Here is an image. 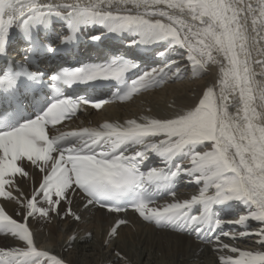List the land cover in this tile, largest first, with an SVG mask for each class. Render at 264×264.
Instances as JSON below:
<instances>
[{
  "label": "snow or ice",
  "instance_id": "obj_1",
  "mask_svg": "<svg viewBox=\"0 0 264 264\" xmlns=\"http://www.w3.org/2000/svg\"><path fill=\"white\" fill-rule=\"evenodd\" d=\"M97 26L127 37L125 50L99 63L73 61L71 49ZM13 36L22 45L20 59L8 55ZM103 37L101 31L89 40ZM253 51L264 56V0L255 7L244 0H0V233L20 244L0 247V264H73L41 249L29 220L70 218L77 228L67 234L69 250L95 240L94 230L79 229L93 210L115 214L99 233L109 258L97 264H131L116 243L128 223L119 214L129 208L144 222L236 254L215 264H264V83L255 79L264 71H252ZM212 66L217 77L198 102L172 104L168 115L57 127L88 106L109 103L78 92L116 82L113 98L129 101L166 79L203 75ZM23 180L32 181L30 195L19 187ZM180 180L198 191L177 199ZM163 196L171 200L157 203ZM77 197L83 212L75 208ZM6 203L16 205L15 216ZM251 236L260 250L223 240Z\"/></svg>",
  "mask_w": 264,
  "mask_h": 264
},
{
  "label": "bare ground",
  "instance_id": "obj_2",
  "mask_svg": "<svg viewBox=\"0 0 264 264\" xmlns=\"http://www.w3.org/2000/svg\"><path fill=\"white\" fill-rule=\"evenodd\" d=\"M55 2L61 3L63 0H55ZM244 3H252L255 7L258 6L259 0H244ZM250 22L251 17H249V25ZM96 34H98L97 31ZM13 37L11 44L18 41V39L15 40ZM173 58L176 59L178 57L173 53ZM262 59H264V56H258L253 51L250 58V66L253 72L259 74L264 71V65L256 63V61ZM217 74L218 69L215 66H212L203 75L193 76L189 71L179 79H168L161 89L142 95L128 105L108 106L102 112L91 114L88 119L91 120L93 118L95 124L99 125L106 120L122 123L127 119H134L140 116L147 115L159 118L160 116L168 115L169 106L172 104L181 107L198 102L197 98L201 89L205 84L213 82ZM255 79L258 84L264 83V77L260 75H256ZM254 94L258 98L259 88ZM36 178H40L38 172ZM19 187L23 189L25 194L30 195L29 180H23ZM15 209L16 205L14 203H6V210L9 214L15 216ZM98 215L99 217L94 219L93 214H84V219L86 218L85 221H88V223L82 226L79 225L81 234H84L89 229L94 230L97 233L95 240L89 244L78 245L75 249L64 253V256L72 260L73 264H97L99 260L109 258L110 249L102 246L101 240L103 237L99 233L101 228L106 229L113 217L102 216L101 212H98ZM15 218L19 219V217ZM29 221L34 227L33 232L36 234L38 246L41 249H52L54 254L60 253L62 245L67 240L68 232L73 228H77V225L72 223L70 218L61 221L53 216L51 220L46 221L37 216L36 218H30ZM253 225V229H255V222H253ZM256 240L257 237L251 236L236 241L227 239L224 243L234 244L242 250H260V246L255 242ZM116 243L119 244L123 253L127 254L131 264H215L219 256H229L227 250L217 252L202 248L187 236L172 232H161L159 234L149 227L143 228L141 226L135 230L129 228L121 230ZM8 246L16 247L20 246V244L10 236L0 235V247ZM235 255L233 254L232 256Z\"/></svg>",
  "mask_w": 264,
  "mask_h": 264
},
{
  "label": "rangeland",
  "instance_id": "obj_3",
  "mask_svg": "<svg viewBox=\"0 0 264 264\" xmlns=\"http://www.w3.org/2000/svg\"><path fill=\"white\" fill-rule=\"evenodd\" d=\"M96 217H99L97 214L94 215V219H96Z\"/></svg>",
  "mask_w": 264,
  "mask_h": 264
}]
</instances>
